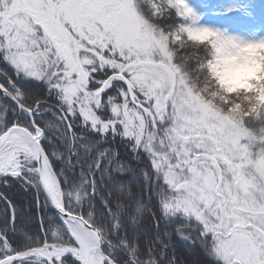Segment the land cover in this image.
Returning a JSON list of instances; mask_svg holds the SVG:
<instances>
[{
	"label": "snow or ice",
	"instance_id": "6c2138e0",
	"mask_svg": "<svg viewBox=\"0 0 264 264\" xmlns=\"http://www.w3.org/2000/svg\"><path fill=\"white\" fill-rule=\"evenodd\" d=\"M191 15L0 0V264H180L173 234L203 264H264V40Z\"/></svg>",
	"mask_w": 264,
	"mask_h": 264
},
{
	"label": "trees",
	"instance_id": "16d2710c",
	"mask_svg": "<svg viewBox=\"0 0 264 264\" xmlns=\"http://www.w3.org/2000/svg\"><path fill=\"white\" fill-rule=\"evenodd\" d=\"M187 4L192 6L194 14L184 20L189 26L197 24L210 25L212 28L223 32H242L249 40L258 42L264 40V0H237V5L233 8H225L222 0H185ZM243 10V13H240ZM175 19H181L175 17ZM188 48L187 51L195 54L197 50L202 52L203 45L196 42L187 41L186 34L184 37ZM121 159L126 162L127 166L136 167V162L127 154L123 148L120 149ZM133 191H137L136 182L131 174H127L125 181ZM9 195L15 196L17 201H24L26 194L13 190ZM3 205L0 204V212ZM142 229L146 232H153L150 221H146L142 225ZM27 230L31 232L38 231V221H29ZM174 233V228L169 229ZM173 244L176 247L177 257L180 264H196L197 261L203 264L204 254L199 246L186 247L178 237L173 234ZM171 251V250H170Z\"/></svg>",
	"mask_w": 264,
	"mask_h": 264
},
{
	"label": "rangeland",
	"instance_id": "374dc122",
	"mask_svg": "<svg viewBox=\"0 0 264 264\" xmlns=\"http://www.w3.org/2000/svg\"><path fill=\"white\" fill-rule=\"evenodd\" d=\"M185 3H186V1H185ZM237 3H238L237 0H222V4L225 8H233L234 6L237 5ZM187 5H188V7H190L192 9V6H190L189 4H187ZM240 13H243V10H240ZM193 14H194V11L192 9V15ZM194 27H196V28H207V29L212 30L214 32L220 33L221 35H223L227 38L236 39V40L244 42V43H254L253 41L249 40V38L246 35H244L242 32H233V33L223 32L221 30L214 29L210 25H206V24H197Z\"/></svg>",
	"mask_w": 264,
	"mask_h": 264
},
{
	"label": "clouds",
	"instance_id": "9594fccd",
	"mask_svg": "<svg viewBox=\"0 0 264 264\" xmlns=\"http://www.w3.org/2000/svg\"><path fill=\"white\" fill-rule=\"evenodd\" d=\"M221 55H225V54L222 53ZM237 71H239V69L234 62H232L231 60H225L224 61V71L221 72V76L224 78H228L234 75Z\"/></svg>",
	"mask_w": 264,
	"mask_h": 264
}]
</instances>
